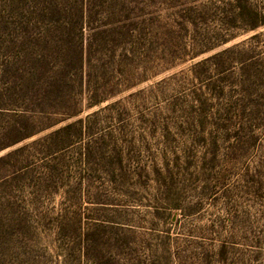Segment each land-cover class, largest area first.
I'll use <instances>...</instances> for the list:
<instances>
[{
  "label": "rangeland",
  "instance_id": "rangeland-1",
  "mask_svg": "<svg viewBox=\"0 0 264 264\" xmlns=\"http://www.w3.org/2000/svg\"><path fill=\"white\" fill-rule=\"evenodd\" d=\"M41 111L77 115L2 149ZM0 264H264V26L233 0H0Z\"/></svg>",
  "mask_w": 264,
  "mask_h": 264
},
{
  "label": "trees",
  "instance_id": "trees-1",
  "mask_svg": "<svg viewBox=\"0 0 264 264\" xmlns=\"http://www.w3.org/2000/svg\"><path fill=\"white\" fill-rule=\"evenodd\" d=\"M233 1H234V7L238 9L239 17L242 19V21H244L247 30H255L259 27L264 26V12L262 10L254 8L251 5H249L248 0H233ZM108 97L95 99L89 104V106L99 105L103 101L107 100ZM40 113L42 114L38 116H37L38 112H34L33 115L31 114L32 116L20 115L18 116V118L19 117L20 118L17 121L15 120L9 123L6 128L7 142L4 144L2 149L20 143L25 139L31 138L43 131L52 129L58 124L66 120H69L77 115L76 112L68 113L65 114L62 118L55 120L53 118V115H56L57 114L56 112L41 111ZM12 114H18V113L12 112ZM44 119L46 120V122L41 125V122ZM36 123H40L41 126L35 127ZM84 130H85L84 121L82 119H78L74 122L64 124L63 126L54 129L53 131L48 133L43 138V140L49 142L50 143L49 145L52 147V149H53V145L55 146L56 149H66L77 142L76 140L77 138L72 135V131H75L77 137L80 138L81 136L84 135L85 133Z\"/></svg>",
  "mask_w": 264,
  "mask_h": 264
}]
</instances>
